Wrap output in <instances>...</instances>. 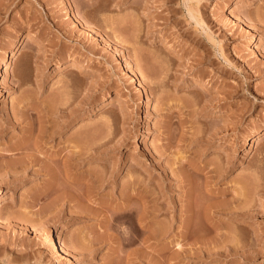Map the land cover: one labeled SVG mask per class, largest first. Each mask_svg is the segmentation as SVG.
I'll return each mask as SVG.
<instances>
[{
	"label": "rangeland",
	"instance_id": "obj_1",
	"mask_svg": "<svg viewBox=\"0 0 264 264\" xmlns=\"http://www.w3.org/2000/svg\"><path fill=\"white\" fill-rule=\"evenodd\" d=\"M0 189V264H70L51 232L79 264H264V0H0ZM124 204L171 229L120 244Z\"/></svg>",
	"mask_w": 264,
	"mask_h": 264
},
{
	"label": "bare ground",
	"instance_id": "obj_2",
	"mask_svg": "<svg viewBox=\"0 0 264 264\" xmlns=\"http://www.w3.org/2000/svg\"><path fill=\"white\" fill-rule=\"evenodd\" d=\"M189 1V3L191 2V1H193V0H188ZM199 2V1H198ZM197 2V3H198ZM236 5V4H235ZM195 8V6L193 7V4L191 5V4H189V6H188V10H189V13H190V16L192 17V18H194V19H196L197 20V18H196V15H197V13L199 12H195V10H197L196 8ZM195 13H196V15H195ZM198 22H199V20H198ZM201 22V21H200ZM240 22L242 23V24H244V21L242 20V19H240ZM255 36L254 35H252V42L253 43H255L256 42V40H257V37L256 38H254ZM26 40V42H31V41H37L38 43H39V47H42V46H44V44H43V42L42 41H39L38 39H37V37H36V35H34L33 33H27V35H25V37H24V39L22 40V42H24ZM169 46H171V44L169 45ZM150 50V49H149ZM149 50H147V53H148V51ZM152 50H154V49H151L150 51H152ZM155 50H157V49H155ZM168 50V48H166V49H159L158 50V52H156V53H158L157 55H159V54H167V51ZM173 51L171 52L173 55V57L174 58H180V57H183V56H185V53H184V51L183 50H177V49H172ZM149 51V52H150ZM153 52V51H152ZM155 52V51H154ZM16 54H17V49H16V47H14V49H13V52H12V56H16ZM153 54V53H152ZM149 55V54H148ZM153 55H155V54H153ZM152 55V56H153ZM157 55H155V56H153V57H151L152 58V60H150V61H152V63L155 65L156 64V62L158 63V57L159 56H161V55H159L158 57H156ZM151 56V55H150ZM9 57H10V55L9 54H5V59L6 60H8L9 59ZM149 58V57H148ZM8 63H6V68H5V70H7L8 69ZM156 66V65H155ZM157 66H158V64H157ZM156 66V67H157ZM163 66V65H162ZM83 67L84 68H86V67H88L86 64H83ZM152 67H153V65H152ZM155 69V68H154ZM157 69V68H156ZM161 69V68H160ZM159 71H161V70H159ZM155 79H157V78H155ZM158 80V79H157ZM159 80H161V79H159ZM156 82V81H155ZM159 83H161V82H159ZM158 83V84H159ZM196 84L197 85H204L205 86V82H203V81H201L200 79H197L196 80ZM45 136L46 135H44V136H41V135H39V137L38 138H36L37 140H36V143L38 144V141H41L43 138H45ZM89 136V135H88ZM87 136V137H88ZM49 137H51V136H49ZM88 138H90V136L88 137ZM28 139V138H27ZM27 139H23V141L21 142V143H15L13 146H11L9 149H8V151L9 152H13V153H16V152H20V153H23V152H25L26 154L25 155H23V157L22 158H20V160H18V162H17V164H16V166H18L19 168L21 167L22 169H23V171H22V169H21V171L22 172H24V171H26V169L28 168V167H34L35 165H37V164H39V162L41 161V158L37 155V153H36V151H32V150H30L32 153H29V150H26V148H24L23 147V145L25 144V143H27L26 141H27ZM94 139V138H93ZM101 139H102V137H101ZM97 141H98V139H96ZM98 142H100V140L98 141ZM36 144V147L38 148L39 146ZM88 146V145H87ZM36 148V149H37ZM72 149H71V154L70 155H68L67 157V160H65V164H66V166L68 167V169L70 168V167H72L73 166V163L71 162V160H74L75 158H86V157H88L91 153H93L92 152V150H93V145L92 146H88L87 148L85 147H79L77 144H75L74 146L72 145V147H71ZM27 151H28V154H27ZM58 154V153H57ZM18 159V158H17ZM12 163H14V160L13 161H11ZM14 164V165H15ZM2 166L4 165L5 167L7 166V168L8 167H10V169H11V167H13V168H18V167H14L12 164V166H10V164L9 163H3V164H1ZM197 165V164H196ZM194 165L193 164V167L194 168H198V166L199 165ZM38 166V165H37ZM74 166H75V164H74ZM73 166V167H74ZM192 166V165H191ZM66 167V168H67ZM9 168L7 169V171L8 170H10ZM47 169V168H46ZM9 172V171H8ZM91 175V174H90ZM182 177H183V180L184 181H187V182H189V181H191V180H189V177L190 176H188V174H186V172L184 171V174L182 173V175H181ZM91 178H89V179H91L93 182H95V181H99L100 180V178H101V175H99V173L97 172V173H95V174H92L91 176H90ZM135 183V182H134ZM134 185H136V183L134 184ZM49 188V187H48ZM47 188V189H48ZM137 189V188H136ZM46 190H44V192H45ZM139 191V190H138ZM137 191V192H138ZM44 192L43 191H41V193H37V195H38V197L39 196H41V195H43L44 194ZM46 192H48V191H46ZM188 192H190V191H188ZM65 193V192H64ZM64 193H63V195H64ZM67 193V192H66ZM70 193V192H69ZM89 194L86 196V199L87 200H90L92 197H91V195H90V192H88ZM191 193V192H190ZM36 195V194H35ZM67 195V194H66ZM191 195V194H190ZM65 196V195H64ZM72 196V195H71ZM37 197V198H38ZM66 197V196H65ZM69 196H67L66 198H68ZM74 197V196H73ZM77 197V196H76ZM152 199V198H151ZM84 200V199H83ZM3 203H4V198H3V194H2V192H1V189H0V208L3 206ZM204 205V204H203ZM206 205H208V204H206ZM215 205V204H214ZM213 205V206H214ZM124 206L125 207H123V208H120L119 209V212H118V210H117V212H113V214L109 217V218H107L106 219V221L104 220V223H103V226H102V228L103 229H111V228H116V230L118 231V233H119V243L120 244H122V245H124V246H126V245H131V244H133V243H135L136 241H138V240H140V239H142V241L145 243H152L153 242V240H157L158 238H160L161 236H165V234L169 231V229H171V225H165V223L162 225H159L160 223H155V215H156V213H155V210H152L154 207H152L151 208V210L149 211V209H148V211L146 210L145 212H144V210L143 211H139L140 213H138L137 211V213H135V211L134 210H136L134 207V209L133 208H129L128 206V204H124ZM210 206V205H209ZM211 206H212V204H211ZM212 206V207H213ZM189 207V206H188ZM191 207V206H190ZM204 208H205V205H204ZM205 209H207V208H205ZM208 211H206V210H204V212H203V215L201 214L200 216H202V217H200L199 219H201V220H203V226L207 223V222H213L212 220V215H211V212L209 211V208L207 209ZM210 210H211V208H210ZM84 211V210H83ZM212 212H213V210H212ZM214 212H215V210H214ZM190 216V215H189ZM193 216V215H192ZM191 216L187 219V227L185 228L186 230H185V232L183 233V237H184V239L185 238H189V231H191V227H192V225H190V222H191ZM194 219V218H193ZM1 221V220H0ZM198 221V220H197ZM1 222H3V221H1ZM157 222V221H156ZM197 224V223H196ZM122 225L123 226H127V228H129L130 230H131V234L130 235H125V233L122 231ZM199 225V224H198ZM201 225V224H200ZM214 225V224H213ZM40 226V225H39ZM38 226V227H39ZM191 226V227H190ZM206 226V225H205ZM185 227V226H184ZM199 227V226H198ZM202 227V226H201ZM56 228V227H55ZM41 229V228H40ZM57 229V228H56ZM196 228L194 227V228H192V230L194 231V233H195V230ZM200 229V228H199ZM39 230V229H38ZM150 230V231H149ZM207 230V229H206ZM206 230L204 229V227H203V237H200V236H196V234L195 235H192V237L193 236H195V237H193L192 239H193V244H197V243H199L200 241H202L203 240V243H206L205 242V238H204V235L206 234L205 232H206ZM147 231H149L150 233L149 234H147L146 235V237L143 239V238H141V236L142 235H144V233H146ZM201 231V230H200ZM82 232V231H81ZM89 232H91V231H89ZM89 232H87V231H85V232H83L82 234H81V241L82 242H84V241H88L89 242V244H90V242L92 243V241H93V243L96 241V240H98L99 239V241L100 240H102V239H100V238H97V237H95V238H93V239H90L89 237L91 236L90 234L91 233H89ZM192 232V231H191ZM197 232V231H196ZM106 233V232H105ZM182 233V232H181ZM208 233V232H207ZM191 234V233H190ZM193 234V233H192ZM198 234V233H197ZM200 235H201V233H199ZM49 237H50V244H51V246H53L52 248H54V249H52L55 253H57V255H59V256H61V258L62 259H66L67 261H69L70 262V264H79V261L74 257L75 255H73V253H71L72 251L70 250V248H69V245L68 244H66V243H62V244H60L59 242H57L55 239H54V235H53V233L51 232L50 233V235H48ZM92 238V237H91ZM102 238H104V237H102ZM203 238V239H202ZM85 243V242H84ZM179 244V243H178ZM93 245V244H92ZM150 245H152V244H150ZM182 245V244H181ZM183 246V245H182ZM180 247L181 249L180 250H177L176 252L178 253V254H183L184 253V247ZM157 247V246H156ZM161 249V248H160ZM52 251V252H53ZM161 251H164V249H161ZM54 253V254H55ZM173 258V257H172ZM81 263V262H80Z\"/></svg>",
	"mask_w": 264,
	"mask_h": 264
},
{
	"label": "clouds",
	"instance_id": "obj_3",
	"mask_svg": "<svg viewBox=\"0 0 264 264\" xmlns=\"http://www.w3.org/2000/svg\"><path fill=\"white\" fill-rule=\"evenodd\" d=\"M122 231L125 233L126 236L131 234V230L127 228V226H123Z\"/></svg>",
	"mask_w": 264,
	"mask_h": 264
}]
</instances>
